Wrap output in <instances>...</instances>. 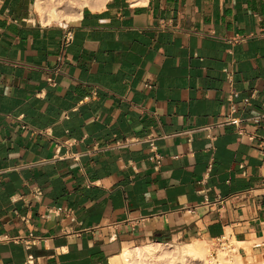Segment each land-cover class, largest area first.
I'll return each instance as SVG.
<instances>
[{"label":"crops","instance_id":"0c3cea01","mask_svg":"<svg viewBox=\"0 0 264 264\" xmlns=\"http://www.w3.org/2000/svg\"><path fill=\"white\" fill-rule=\"evenodd\" d=\"M35 3L0 0V264L193 240L264 259V0H108L46 24ZM232 109L245 133L206 128Z\"/></svg>","mask_w":264,"mask_h":264},{"label":"bare ground","instance_id":"6f19581e","mask_svg":"<svg viewBox=\"0 0 264 264\" xmlns=\"http://www.w3.org/2000/svg\"><path fill=\"white\" fill-rule=\"evenodd\" d=\"M105 1H108V0H105ZM132 1H133V3L139 2V0H132ZM43 4H44V2L42 0H37L35 3V11H36L37 15L39 16L42 23L46 24V23H49L53 20H55L57 22L69 23V22H73L74 20H76L79 17L84 6L89 5V0H81L79 11L77 14H74V15H66V12L61 10L60 6H58V4L54 3L48 9H46L43 6ZM235 240L236 239H234V241ZM253 240H251V241H253ZM255 240H258V243L261 242V241H259V239H255ZM239 243H240V241H239ZM253 243H255V242H253ZM232 244H233V242H232ZM234 244L235 245L237 244L236 249L233 248V249H230L231 251H226V252L220 251L219 252L218 259L216 260L217 262H215V264H263L261 262L255 261L256 259L250 260L248 258V260H250V261L247 262V261H244V259L242 260L240 258L241 256H238V258H235V257H237L238 247L240 248V246L242 244H239V246H238V243H236V241L234 242ZM163 245L167 246L168 248H170V247L175 248V250L173 252L168 253V255L170 256L169 260H168L169 264H187L188 262H193V264H210V261L212 260L210 258L213 257L211 248L209 247V245L206 246L204 240H203V242L201 240H194V241H191L190 243H186V244L181 245V246H174L171 243H166V244L165 243H152V244H148V245L140 246V247H135V248H126V249H124V251L121 254H119L115 258H112L113 264H132L131 261H133L134 256H138L142 259H144V258H146V259L158 258L161 255L165 254L164 250H161V246H163ZM258 245H260V244H258ZM167 247H166V249H168ZM246 247H245V250H246ZM229 252L230 253H236V256H235V254H232V255H234L233 256L234 260H231V259L229 260L227 258V256L229 255Z\"/></svg>","mask_w":264,"mask_h":264},{"label":"rangeland","instance_id":"374dc122","mask_svg":"<svg viewBox=\"0 0 264 264\" xmlns=\"http://www.w3.org/2000/svg\"><path fill=\"white\" fill-rule=\"evenodd\" d=\"M37 1V0H36ZM44 2L43 6L48 9L50 8L54 3L58 4V6H60V9L63 10L64 12H66V15H74L77 14L80 8V4H81V0H42ZM105 0H89V6H94L97 5L98 3H105ZM85 7V6H84ZM62 23H66V22H62ZM71 23V22H70ZM194 241V240H193ZM203 242V240H201ZM191 241H178V242H169L171 244H173L174 246H181L184 245L186 243H190ZM206 246L209 245V247L212 250V255L213 257H209L210 259H212L210 261V264H215V262H217L216 260L218 259V255L219 252H226V251H231L230 249H233L234 247L231 244H227L223 241L221 242H211V241H204ZM149 243H154V242H147V243H142V244H132L130 245L132 248H135L136 246H144L147 245ZM166 244V243H165ZM167 246H161V250H164L165 254L161 255L158 258L155 259H142L138 256H134L133 257V261H131L132 264H169L168 260H169V252H173L175 250L174 247H170L168 249H166ZM236 256V253H230L227 256V258L230 260H234V255ZM241 256L240 258L244 261L249 262L250 260H255L257 262H261L264 264V259L260 256H246V255H240L239 253H237V257ZM233 259H232V258ZM248 258L250 260H248ZM215 260V261H214ZM187 264H193V262H188Z\"/></svg>","mask_w":264,"mask_h":264},{"label":"built area","instance_id":"2783aa9c","mask_svg":"<svg viewBox=\"0 0 264 264\" xmlns=\"http://www.w3.org/2000/svg\"><path fill=\"white\" fill-rule=\"evenodd\" d=\"M73 40H74V33H73V31L70 30V29H67L65 31V33H64V37H63V41H62L63 48H66L67 46H69L73 42ZM147 86H150V84H147ZM234 111L235 110L232 109V111L230 113H228L227 115H225L223 117V119H221L219 121H216L214 124H212V125H210V126H208L206 128L207 129H210L213 126H224V125L232 124V125H235V126H237L239 128V131H240L241 134L242 133H245L244 129H242L240 127L241 119L238 118V117H235L233 115V112ZM248 138L253 141L255 139V135H248ZM150 143H151L152 148L155 149V144H154V139L153 138L150 139ZM157 158L159 160L158 162L161 163V160H160L161 157L160 156H157ZM40 193H41L40 191L37 192V194H40ZM29 236L32 237V238H34V239H37V238H35V236L33 234H30ZM25 243L29 247L32 245V241H25Z\"/></svg>","mask_w":264,"mask_h":264}]
</instances>
